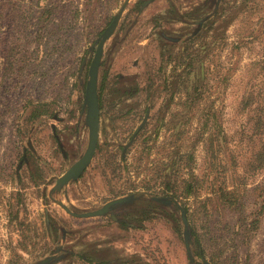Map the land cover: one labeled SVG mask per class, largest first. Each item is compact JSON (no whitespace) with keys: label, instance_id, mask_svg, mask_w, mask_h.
I'll return each mask as SVG.
<instances>
[{"label":"rangeland","instance_id":"rangeland-1","mask_svg":"<svg viewBox=\"0 0 264 264\" xmlns=\"http://www.w3.org/2000/svg\"><path fill=\"white\" fill-rule=\"evenodd\" d=\"M139 1L0 0V264H38L49 256L48 264H264V168H249L253 109L242 104L264 89V70L256 65L264 58V0H209L207 9L200 8L205 0H155L143 10ZM229 5L231 12L222 9ZM123 7L99 70L95 156L80 179L57 188L87 148L89 67ZM205 16L200 36L189 41L197 28L189 18ZM218 33L226 43L222 50L220 39L215 50L222 57L204 59L186 88L174 92L180 58ZM248 34L255 41L230 51ZM193 83L194 101L186 93ZM208 112L222 123L219 149L207 153L200 142L194 161L177 171L182 161L174 151L187 148L200 131V113ZM163 165L169 168L161 178ZM194 178L203 186L188 197L140 184L167 180L181 187ZM235 182L229 204L220 188ZM132 194L137 198L121 214L131 227L109 214L76 217L64 208L83 213ZM154 196L187 209L189 245L180 208Z\"/></svg>","mask_w":264,"mask_h":264},{"label":"trees","instance_id":"trees-1","mask_svg":"<svg viewBox=\"0 0 264 264\" xmlns=\"http://www.w3.org/2000/svg\"><path fill=\"white\" fill-rule=\"evenodd\" d=\"M234 8L235 5L233 6L229 5L225 8L223 7L222 9L223 10L227 9V11L231 12ZM220 35H221L220 33L216 35L213 34L212 35L213 38L210 40H207L206 38L207 41L204 40V43L201 45L200 49L198 50L195 49V51H192L187 55H183L180 58L179 62L176 65V69L179 68V66H181L183 67V70L179 73L177 72L176 69L174 70L176 73L174 74V76L176 77L175 86H177L174 92L183 91L184 88H186L187 76H190L193 72H195L196 71L195 69H202L204 59L205 60L208 59L209 61L211 59L212 61H214V57L211 56H214L215 50L219 46H221V41H222L221 49L222 50L225 49L226 43L223 42L224 38L223 36L220 37ZM197 36H200L199 32L196 34L194 38H192V41H194ZM256 38L257 37L254 34L239 36L238 39L232 43L233 46L231 45L232 47L230 51L235 52L237 50L239 52L241 51L242 48L248 46L250 43L255 41ZM215 54L218 59L222 57V51L218 54L217 53ZM198 62H200V65H198ZM257 64H261L260 67L262 68V70H264V58L256 62V65ZM227 78L228 76L225 77L224 80H227ZM226 86L227 83H225V87ZM190 87H191L190 90L189 91L186 90V93L190 96L191 100L194 101L195 96L198 94L199 90L194 83L191 84ZM242 99H243L242 104L245 109L248 108L253 109L252 110L253 114L251 115V121L253 126V133H254L252 141H254L256 148L253 152L252 157L248 161H250L249 163L250 170L252 172H257L264 168V89H261V92H258L257 94H253L250 92L247 96L243 97ZM204 116H206V118ZM200 118L202 119L204 118L200 123L201 125L199 127L200 131L190 136V138H192L193 141L189 145L186 144L187 148L185 150H183L181 146L178 147L176 151H174V153H176L179 158V160L177 161H182L176 165L177 171H179L181 168L188 167L189 161H194V150L195 148H197L200 142L204 143L207 153L214 154L216 152V145L218 146L217 148L219 149V145L221 142V140H219V135H221V133L223 132L221 121L218 119V117L214 115L212 116L210 112L206 114L200 113ZM209 125L210 128L212 126L215 127L216 133L208 129ZM182 134H184V132L181 130V132H179L180 138ZM223 136H224L223 140L226 142V135L223 134ZM190 148H192L191 151ZM177 161H175V163ZM141 166L142 163L140 162V164H137V166L135 167V170L136 171L139 170ZM168 168L169 166L167 165L166 166L163 165L162 167H160L159 177L163 178L164 173L162 172H164ZM242 180H243L242 182L243 186L245 187L246 182L245 179L242 178L238 181V185L239 182ZM140 184L143 189L153 190L157 192L162 191L164 194H173L175 197H181L183 195H185V197H188L189 195H192L194 192L198 191V189L202 188L203 186L201 181L198 180L197 178H194L193 180L183 179L180 182L181 187L177 186V181H175L174 184L172 185V181H167V180L156 181L155 185H153L150 181L143 180L140 182ZM220 190H221L220 191L221 196L224 197L229 204L235 203V197H236L235 195L238 190V186L236 185V182L235 184H233V187L231 189H228L227 186H223L220 188ZM184 209L187 211L186 208Z\"/></svg>","mask_w":264,"mask_h":264},{"label":"water","instance_id":"water-1","mask_svg":"<svg viewBox=\"0 0 264 264\" xmlns=\"http://www.w3.org/2000/svg\"><path fill=\"white\" fill-rule=\"evenodd\" d=\"M128 2V0H127ZM121 11L114 17L112 23L108 26L106 31L102 34L99 39L98 48L95 54V57L90 65L89 69V80L86 85V101L85 105L87 107L86 113V124L89 127V142L88 146L84 152V154L80 157V159L63 175L57 180V188H62L66 184H68L71 180L78 179L85 169L91 163L96 147L98 144L99 139V128H100V103H99V94H98V80H99V69L101 64V58L104 52L106 41L113 35L119 20L121 18ZM149 113L145 117V121L147 120ZM144 121V122H145ZM138 194L127 195L123 197H119L107 202L101 208L87 211L83 213L75 212L71 210L69 207L64 205V208L73 216L76 217H93V216H101L105 215L109 211H111L114 207L120 204H125L132 202L137 198ZM155 200L164 202L167 205L176 204L182 213V219L185 225V237L187 244H190V228L187 219L186 210L181 206L178 200L172 197H161V196H154ZM53 256L46 257L45 259L41 260L38 264H48L51 260H53Z\"/></svg>","mask_w":264,"mask_h":264},{"label":"flooded vegetation","instance_id":"flooded-vegetation-1","mask_svg":"<svg viewBox=\"0 0 264 264\" xmlns=\"http://www.w3.org/2000/svg\"><path fill=\"white\" fill-rule=\"evenodd\" d=\"M155 0H142V1H139L140 2V7H141V10H143V9H145V7H147L148 5H150L152 2H154ZM202 7L200 6V8H203L204 7V9H207L208 8V5H210V3H209V0H205L202 4ZM215 6V5H214ZM219 9V8H218ZM217 11L218 10H216V13H217ZM191 15H195V13H192ZM210 18H207V16H205V17H203V18H201V19H193L192 17H190L189 18V21H194V23L197 25V28H196V30H195V34H194V36L193 37H190L189 38V41H192V38H194L195 36H196V34L199 32H202L203 31V29H204V27H205V25H206V22L209 20ZM188 21V22H189ZM116 30V29H115ZM115 32V31H114ZM171 40H173V39H171ZM175 41H177L178 39H174ZM98 44H99V42H98ZM98 44H97V46H96V48H95V50H94V56H93V59H94V57H95V54H96V51H97V48H98ZM104 52H105V48H104ZM104 52H103V55H102V58H101V64H102V59H103V56H104ZM93 59H92V61H93ZM92 61H91V63H92ZM101 64H100V67H101ZM91 65V64H90ZM89 69H90V67H89ZM100 70V69H99ZM89 80V79H88ZM88 82V81H87ZM87 85V84H86ZM98 94H99V91H98ZM85 96H86V89H85ZM85 101H86V98H84V102H83V108H84V110L83 111H85V115H86V113H87V107H86V105H85ZM99 103H100V126H101V113H102V99H101V97H100V95H99ZM85 122H86V118H85ZM87 125V124H86ZM87 127H88V125H87ZM88 129H89V127H88ZM89 132H90V130H89ZM99 137H100V128H99ZM88 142H89V140H88ZM98 144H99V139H98ZM98 144H97V147H98ZM88 146V145H87ZM97 147H96V150H97ZM95 153H96V151H95ZM94 156H95V154H94ZM79 160V159H78ZM77 160V161H78ZM76 161V162H77ZM75 162V163H76ZM92 162V161H91ZM74 163V164H75ZM73 164V165H74ZM91 164V163H90ZM89 164V165H90ZM72 165V166H73ZM71 166V167H72ZM70 167V168H71ZM89 167V166H88ZM87 167V168H88ZM69 168V169H70ZM87 168L85 169V171L87 170ZM68 169V170H69ZM85 171L82 173V175L85 173ZM82 175L78 178V179H80L81 177H82ZM78 179H76V180H78ZM72 181V180H71ZM70 181V182H71ZM133 201H135V200H133ZM132 201V202H133ZM152 201H154V200H152ZM132 202H129V203H125V204H120V205H117L116 207H114L111 211H109L108 213H106V214H109L110 216H111V219H112V221L113 222H115V223H118L119 225H123V226H128V227H131L132 226V223L129 221V220H127V219H125L121 214H122V212L123 211H125V209L128 207H130V205L132 204ZM131 203V204H130ZM97 264H108V263H106V262H99V263H97Z\"/></svg>","mask_w":264,"mask_h":264}]
</instances>
